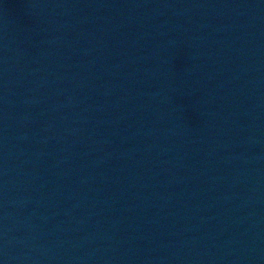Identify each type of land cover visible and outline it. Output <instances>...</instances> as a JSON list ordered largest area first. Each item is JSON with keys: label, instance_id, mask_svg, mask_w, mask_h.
<instances>
[{"label": "water", "instance_id": "water-1", "mask_svg": "<svg viewBox=\"0 0 264 264\" xmlns=\"http://www.w3.org/2000/svg\"><path fill=\"white\" fill-rule=\"evenodd\" d=\"M0 264H264V0H0Z\"/></svg>", "mask_w": 264, "mask_h": 264}]
</instances>
